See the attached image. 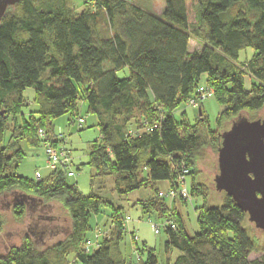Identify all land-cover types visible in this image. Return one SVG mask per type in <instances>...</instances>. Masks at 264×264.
<instances>
[{"label":"trees","instance_id":"1","mask_svg":"<svg viewBox=\"0 0 264 264\" xmlns=\"http://www.w3.org/2000/svg\"><path fill=\"white\" fill-rule=\"evenodd\" d=\"M134 1L85 0L76 13L70 0H18L2 17L0 209L14 195L35 201L33 212L16 202L7 217L0 213V264H157L151 252L142 260L138 248V260H125L120 246L128 217L117 213L104 234L96 231L87 242L88 209L101 200L85 198L75 184H67L74 177L67 174L71 157L67 169H55L43 179L16 173L23 159L21 142L41 145V131L56 146L53 122L64 115L71 124L80 120L77 86L99 132L88 156L92 178H112L115 191L126 195L164 181L174 188L178 167L188 169L191 196L203 200L198 233L187 234L158 196L162 191L137 203L158 224L175 225L159 231L166 235L165 251L179 255L174 264H264V245L249 236L247 215L224 192L221 203L211 206L218 195L199 182V161L212 134L202 115L195 129L178 126L172 117L182 101L197 97V82L206 74L208 89L223 108L217 119L220 132L239 117L264 120V0H164L159 15ZM188 1L194 5L193 25ZM190 40L200 50L190 52ZM246 49L253 50V57L239 65L238 55ZM119 72L128 77L119 79ZM26 89L34 91L32 98L23 96ZM9 120L10 137L1 147ZM31 218L38 222L36 232L28 226ZM12 230L19 242L9 246L3 237ZM38 233L56 234V242L44 245Z\"/></svg>","mask_w":264,"mask_h":264},{"label":"rangeland","instance_id":"2","mask_svg":"<svg viewBox=\"0 0 264 264\" xmlns=\"http://www.w3.org/2000/svg\"><path fill=\"white\" fill-rule=\"evenodd\" d=\"M70 1H72V7L76 13L82 12L83 2L85 0ZM134 3L139 7L157 15L163 11L165 4L164 0H135ZM186 9L188 14V23L189 25H193L195 23L194 5L188 1L186 2ZM190 42L191 52L193 47L196 46L193 40ZM253 54L252 49H246L240 52L237 59L238 64L243 65L247 63L251 60ZM117 77L119 79L126 78L128 77V72H126L125 75L123 72H119ZM197 87L203 89L209 88L207 86L206 74L201 75L197 82ZM77 91L79 92L78 118L82 119L83 123L79 124L76 120L71 124L70 122L72 120L70 116L64 115L53 122V134L56 139L60 141V146L64 147L71 157L70 171L73 173L74 177L67 178V184H75L79 193L85 198L95 196L101 200V204L96 208L89 207L88 209L89 219L86 231L87 242L91 243L94 240L96 231V234L99 237L101 236V233L104 234V230L108 229L110 226V221L113 218L114 213H117L122 219L126 217L130 219V223H128L124 228L126 232L120 246L121 253L127 262H132L137 257L136 249L138 248L142 260H146L148 252H151L156 257L157 264H174V261L179 256L178 253L173 250L169 253L165 251V233L162 230L159 235H155L151 229L150 222L157 224V219L153 216V214L144 212L141 205L137 204L138 202H145L152 198L158 191L164 192L169 186V183L164 181L150 186L142 185L141 188L136 191L126 195H119L114 189V180L112 178H106L104 180L92 178L94 173L88 167L87 163L91 145L99 139L97 120L95 117L90 116L87 113L86 105L82 100L79 86H77ZM33 95L34 91L32 89H26L23 94L24 97L30 96V98H32ZM199 107L202 118L207 124V128L210 132H212V134L207 138V146L203 149V157L199 161V182L217 193L218 199L210 201V205L215 206L218 205L217 203H221V198L224 195L223 192L220 193L216 191L214 185L215 175L218 174L217 155L220 147L218 134L229 130L230 126L226 127L221 132L218 130L217 119L223 108L213 96L203 100L199 104ZM199 107L192 108L187 106L185 101H182L173 111L172 117L178 126L186 123L189 128L195 129L200 120L198 113ZM26 112L27 110H25V113ZM262 119H264V117ZM19 122H21L20 119ZM7 128L8 129L5 132L1 147H4L9 140V130L11 128L10 120L8 121ZM20 148L23 153V159L17 169V171L19 170L17 172L18 176L22 173L26 176V178L35 179V171H38L42 177L49 173V170L47 169L45 149L42 144L33 148L28 146V144L23 141L20 143ZM186 182L188 193L191 196L192 177L187 176ZM190 200L191 201L187 203L166 200L164 203L167 209L171 213L175 214L177 219L181 222L187 234L193 236L200 230L198 214L200 208L203 206V200L200 196H191ZM11 205L12 203L10 202V199L4 201V205L0 209V213L3 214L4 217H7L10 214L9 211ZM35 222L36 221L32 218L27 222L31 225L30 227H33L32 229H35L34 232H36L37 227L35 226ZM11 227L18 228L15 224ZM246 230L249 236H252L257 244L260 246L264 245V234L261 231L256 230L249 222L246 225ZM6 232L5 237H3L5 242H8L9 246L17 245L19 242V234L15 230ZM132 232H134L136 240L133 239ZM53 235L54 236H52V234H45L40 237L39 242H42L44 245L48 243L52 244L55 241V239L53 241V237H56V234ZM3 243V241H0V246L3 247ZM93 249L95 250L96 248ZM262 255L263 253L251 254L248 260L252 261L254 259H258Z\"/></svg>","mask_w":264,"mask_h":264},{"label":"water","instance_id":"3","mask_svg":"<svg viewBox=\"0 0 264 264\" xmlns=\"http://www.w3.org/2000/svg\"><path fill=\"white\" fill-rule=\"evenodd\" d=\"M17 1L0 0V21ZM198 113L200 117V107ZM219 139L215 189L229 196L247 215L248 222L264 234V120L249 121L239 117ZM34 201L25 195H14L10 199L12 204L25 203L30 212H33L30 207ZM41 236L37 235V239Z\"/></svg>","mask_w":264,"mask_h":264},{"label":"built area","instance_id":"4","mask_svg":"<svg viewBox=\"0 0 264 264\" xmlns=\"http://www.w3.org/2000/svg\"><path fill=\"white\" fill-rule=\"evenodd\" d=\"M212 96V91L210 89H203V88H198L197 90V97L190 99L186 104L187 106H190L192 108H197L199 107V104ZM82 119L78 120L79 124H82ZM39 137L42 139L43 143L42 145L44 146L45 149V155L47 158V164L50 169L55 170V169H67L70 166V156L67 152V150L60 146V141L58 145L53 146L49 143V141H46V138L44 137V134L40 131L39 132ZM68 176H72V173H67ZM188 174V169L184 164L180 165L178 167L177 173H176V180H175V187L174 188H168L164 192H159L158 196L160 198H164L166 200H176V199H181L184 202H188L190 199L187 185H186V177ZM40 176L38 173H35V179H39ZM130 222L129 218H126L125 223L128 224ZM166 222V223H165ZM165 224H153L150 222L151 229L155 235L159 234L160 227L169 225L170 229L174 230L175 225L170 222V221H164ZM89 245L86 246V251H88ZM138 260L137 258H135Z\"/></svg>","mask_w":264,"mask_h":264},{"label":"crops","instance_id":"5","mask_svg":"<svg viewBox=\"0 0 264 264\" xmlns=\"http://www.w3.org/2000/svg\"><path fill=\"white\" fill-rule=\"evenodd\" d=\"M190 41H191V40H190ZM190 41H189V51H190V48H191V42H190ZM194 42H195V41H194ZM195 46H196V47H193V50H191V52L200 50V48H201L200 44H198L197 42H195ZM20 164H21V163H20ZM19 166H20V165H19ZM18 168H19V167H18ZM47 169L49 170V173H48L46 176L42 177L41 174H40L38 171H35V172H34V178H35V173H38V174H39L40 179H43V178L47 177V176L53 171L52 169L49 168L48 164H47ZM18 171H19V170H18ZM18 171H16V173H17ZM19 176L22 177V178H25V179L33 180V178H26V176H24V174H22V173H20ZM167 188H168V187H167Z\"/></svg>","mask_w":264,"mask_h":264}]
</instances>
